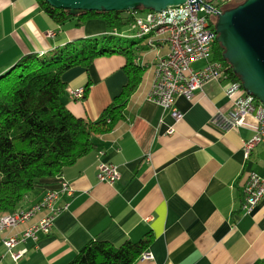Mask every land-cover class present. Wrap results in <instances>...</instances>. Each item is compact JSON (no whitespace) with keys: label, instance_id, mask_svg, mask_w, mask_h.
<instances>
[{"label":"crops","instance_id":"obj_1","mask_svg":"<svg viewBox=\"0 0 264 264\" xmlns=\"http://www.w3.org/2000/svg\"><path fill=\"white\" fill-rule=\"evenodd\" d=\"M107 33L106 23L97 18L80 28L76 21L61 26L37 0H0V77L25 56H50L76 42L100 41ZM138 47L142 50L135 60L143 77L124 119L112 132L95 135L97 149L61 175L73 196H63L59 206L68 203L69 209L57 218L50 235L17 245L15 253L28 251L18 260L3 240L29 224L0 235V264H67L92 241L119 246L149 235L152 243L146 252L153 259L140 256L134 264H255L264 259V199L250 213L244 208V184L252 173L264 175V144L248 159L244 152L259 128L255 115L245 116L237 128H227L222 117L232 111L226 94L231 82L210 81L191 99H177L183 119L176 122L148 100L156 56L143 43ZM126 65L125 56L113 54L95 58L88 68L65 72L67 109L77 118L98 121L127 84ZM81 87L88 91L78 101L72 92ZM246 93L241 89L238 96ZM171 128L174 133L169 135ZM101 163L117 167L120 179L115 184L98 181ZM58 186L59 176L45 180L22 207Z\"/></svg>","mask_w":264,"mask_h":264},{"label":"trees","instance_id":"obj_2","mask_svg":"<svg viewBox=\"0 0 264 264\" xmlns=\"http://www.w3.org/2000/svg\"><path fill=\"white\" fill-rule=\"evenodd\" d=\"M37 1L61 26L76 21L80 28L97 18L106 23L108 33L101 41H82L57 49L50 56H25L0 77V215L22 207L28 195L45 180L62 175L67 167L96 150L93 137L112 132L124 119V111L143 77V69L135 63L136 55L142 50L138 47L140 42L126 49L107 46L108 40L115 38L111 35L113 31L133 25L131 12H82L75 17L68 10L53 8L44 0ZM246 1L221 0L218 4L227 11ZM144 11L140 8L136 12ZM213 52L215 60L231 67L223 58L225 50L217 40ZM113 54L127 58L128 82L121 94L98 121L75 117L64 103L67 84L63 75L78 66L90 67L97 57ZM229 74L233 82H241L232 67ZM151 243L150 235L139 242L127 241L119 246L92 241L67 264H134ZM255 264H264V259Z\"/></svg>","mask_w":264,"mask_h":264},{"label":"built area","instance_id":"obj_3","mask_svg":"<svg viewBox=\"0 0 264 264\" xmlns=\"http://www.w3.org/2000/svg\"><path fill=\"white\" fill-rule=\"evenodd\" d=\"M134 17L131 38L143 43L145 48L155 53V80L148 100L169 112L179 122L182 112L177 108L179 97L191 99L210 81H230L231 86L226 94L233 102L228 117H222L227 128L239 127L244 117L254 114L258 121V131L254 138L245 143V158L259 144H264V104L247 93L238 96L241 82H233L230 78L231 67L214 59V42L217 38L216 24L224 12L218 3L208 0H187L184 5L168 7L161 12L145 10L142 13L130 11ZM53 36V33H48ZM114 37L123 36L117 30L111 33ZM138 65L139 60H135ZM198 63L203 65L196 69ZM244 90V89H243ZM87 89L81 87L72 92L74 99L81 101ZM245 91V90H244ZM217 122V118L214 123ZM174 133L171 128L169 135ZM97 179L100 183L115 184L120 179L116 166L101 163L97 168ZM245 210L250 213L264 199V175L252 173L244 184ZM72 197L70 184L60 175L58 188L47 189L43 197L33 205L19 207L14 212L0 215V235L17 231L26 226L19 234L3 240V245L14 260H18L28 251L23 249L17 253L14 249L28 240L37 243L42 235H50L57 218L69 209V204L59 206L63 196ZM43 216L36 223H31L37 216ZM144 260H151L150 252L141 255Z\"/></svg>","mask_w":264,"mask_h":264},{"label":"water","instance_id":"obj_4","mask_svg":"<svg viewBox=\"0 0 264 264\" xmlns=\"http://www.w3.org/2000/svg\"><path fill=\"white\" fill-rule=\"evenodd\" d=\"M57 9L82 12H130L140 8L161 12L184 5L187 0H44ZM213 1V0H208ZM217 42L225 50L223 58L241 79L248 95L264 104V0H247L224 11L216 24Z\"/></svg>","mask_w":264,"mask_h":264},{"label":"rangeland","instance_id":"obj_5","mask_svg":"<svg viewBox=\"0 0 264 264\" xmlns=\"http://www.w3.org/2000/svg\"><path fill=\"white\" fill-rule=\"evenodd\" d=\"M133 25L122 27L119 29H116L117 32L121 33L123 36L121 37H115L114 39L108 40L107 46L112 47H120V48H130L133 43H136L137 40H133L131 36L133 35V31L136 32L135 29H132ZM100 41L102 38L99 39ZM75 44H80V42H76Z\"/></svg>","mask_w":264,"mask_h":264},{"label":"flooded vegetation","instance_id":"obj_6","mask_svg":"<svg viewBox=\"0 0 264 264\" xmlns=\"http://www.w3.org/2000/svg\"><path fill=\"white\" fill-rule=\"evenodd\" d=\"M212 2H215V3H220L221 0H213Z\"/></svg>","mask_w":264,"mask_h":264}]
</instances>
